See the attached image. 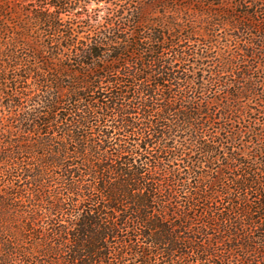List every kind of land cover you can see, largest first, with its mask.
<instances>
[{"label":"trees","instance_id":"obj_1","mask_svg":"<svg viewBox=\"0 0 264 264\" xmlns=\"http://www.w3.org/2000/svg\"><path fill=\"white\" fill-rule=\"evenodd\" d=\"M39 1L27 20L0 5V264H264V161L235 154L222 191L219 176L177 167L194 151L195 169L218 161L210 144L228 128L214 122L258 92L257 12L230 13L239 46L204 84L188 64L206 50L191 44L229 15L215 10L225 0H124L95 17L90 0ZM41 25L59 40L35 36ZM228 73L221 112L200 95Z\"/></svg>","mask_w":264,"mask_h":264},{"label":"rangeland","instance_id":"obj_2","mask_svg":"<svg viewBox=\"0 0 264 264\" xmlns=\"http://www.w3.org/2000/svg\"><path fill=\"white\" fill-rule=\"evenodd\" d=\"M224 1V0H222ZM114 4L108 6L104 2H97L90 0L87 5L88 12L91 14V17L97 16V10H100L99 15L104 16L109 8L110 10H116L121 8H127L129 4H125L124 0H115ZM228 4L224 5L223 8L216 7L217 11H224V13H229V15H222L221 19L218 18L209 26H204L200 23V31L199 34L196 35V40L192 45L202 48L205 51L206 57H203L200 53L196 59H192L190 61L189 67L192 72L190 76L193 74L197 77V82H202L205 84L212 72L217 68L218 63L224 60L228 53H236L237 47L239 46L238 40H236L235 36H238V33L234 30L232 26V18H230V13L235 12L237 16L241 17V14H250L251 12H257L256 18L261 21H264V0H225ZM218 3V1H216ZM1 7H6L8 12H3L4 17L7 15L11 18H20L27 20L33 14H39L40 11L44 12V8L47 6L45 2H40L39 0H0ZM136 5V4H134ZM1 11V10H0ZM151 14V19L157 20L158 16L161 15L162 10L160 7L152 8V10L147 11ZM164 12V9H163ZM155 13V14H154ZM154 14V15H152ZM15 16V17H14ZM157 16V17H156ZM1 20V19H0ZM17 20V19H14ZM69 20L68 15H63V21L67 22ZM80 24H77V26ZM86 26L85 24H82ZM65 30V29H64ZM80 32V36L86 37L92 35V31L84 28L81 29L77 27L75 32ZM261 31L264 32V27H261ZM35 36H42L44 40L53 39L59 40L58 34L52 35L49 30L43 25L38 27L36 30ZM205 42L211 43L212 46H207ZM204 45V46H202ZM207 46V47H205ZM242 45H240L241 47ZM196 47V48H197ZM195 48V49H196ZM203 57V58H202ZM202 58V59H201ZM217 58V60H216ZM221 85L212 89L211 92H207L204 95H200V98H206L210 100L217 99L219 102H223L226 99L227 91L232 92L233 86L236 82V79L230 74H223ZM201 78V81H200ZM14 80V79H13ZM255 82H259L261 84L258 87V92L255 94L249 95L245 98H239L236 100V104L238 105V110L230 111L228 109V119L223 121L221 119H217L214 124L216 128H220L221 126H227L228 133L219 132L218 139L215 143H211L210 146L215 150L213 155L215 158H218V161L211 165H200L199 169L194 168L193 162L199 156L194 151L190 153L191 160H187V157L183 158V160L179 161L180 165L177 166L182 174L185 176L190 175V173L195 172L196 174H203L209 177H220L222 181V186H220L221 191L229 189H233L232 180L235 176L240 173L238 167L236 169L232 168V157L237 154L240 155L239 158L242 161H256L257 163L264 161V66L261 65L259 71L256 73ZM10 86H14L13 83H9ZM25 85V86H24ZM33 88L31 85V78L29 77L27 83L21 82L18 85V91L22 92V88ZM27 94V93H25ZM233 102L230 97H228V103ZM226 102L220 104L221 107H214L216 110L223 112L222 108ZM234 106V105H233ZM236 108V109H237ZM239 112V113H238ZM242 116V117H239ZM234 127L235 130L240 129L243 133L240 134L238 131L237 137L230 140V128ZM228 136V142L223 141V145L220 144L221 140ZM207 142H209L208 137L206 138ZM263 148L256 159L254 158V153L256 147ZM187 160V161H186ZM196 162V161H195ZM228 162V165L231 168L226 170L224 165ZM260 168V166H259ZM220 170V173L217 172ZM227 174V175H226ZM260 181L264 183V170L260 174ZM193 178V177H192ZM194 182V179L191 180Z\"/></svg>","mask_w":264,"mask_h":264}]
</instances>
